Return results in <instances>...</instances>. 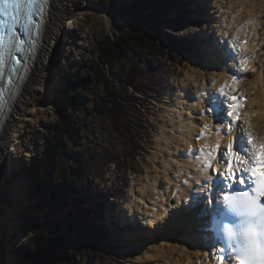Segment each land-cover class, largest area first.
I'll return each mask as SVG.
<instances>
[{"label":"bare ground","instance_id":"obj_1","mask_svg":"<svg viewBox=\"0 0 264 264\" xmlns=\"http://www.w3.org/2000/svg\"><path fill=\"white\" fill-rule=\"evenodd\" d=\"M93 2L94 0H52L39 53L1 124L0 264H16L15 261L17 262L14 254L7 252L11 247L9 238L15 236L13 230L17 217L23 214L30 203V199H27L28 195H26V190H28L26 180L21 178L22 184H13L12 188L14 179L15 182L19 181L16 174L19 167L16 169L12 164L10 166L12 169H9V149L15 146L16 140L21 137L31 118L46 112L54 104L59 105L57 97L60 95L58 94L60 86L57 87L58 85L55 84L57 82L55 63L60 53L61 38L68 29L67 21H72L80 12L90 8L91 5H94ZM211 2L212 0H203L201 8L209 3L211 5ZM216 2L219 3V0ZM109 13H111L109 10L100 11L106 21L110 18ZM248 17L259 24L258 27L255 24L249 27L250 29L255 28V40L258 42L253 47L254 49L259 48V51L256 56L255 71L242 74L245 79L243 86L251 97L246 113L252 117L254 125L252 131H258L259 136H262L264 135V71L262 70L264 69V0H252L251 3L244 5V12L236 17L235 24L239 26ZM228 22L230 23L231 20ZM219 23L220 21L212 15L210 7L208 20L197 31V35L199 34L198 48L201 51L200 54L204 55L206 65L201 63L197 69H194L191 58L188 57L189 68L185 71L187 75L180 77L176 83L174 80L169 82L170 96L168 95L167 102L171 101V103H165V108L161 112L163 124L161 130L156 134L157 145L153 152L154 166L151 171H147L146 179L132 182L130 186L132 198L129 199L121 214L117 216L119 218L116 228L119 235L124 240L135 242L131 248V255H129L133 264H198L203 255L204 244L199 239L202 219L197 208L178 209L169 194L175 190L177 183L187 177L188 173H191L193 178H199L196 171L198 162L192 156L184 155L188 147L193 143V148L199 143H201L199 145L205 142L214 144L217 138L215 134L216 121L212 120L214 115H207L204 111L206 108L203 100L208 92L217 90L223 81L232 74V71L225 66L224 60L213 59L207 55V51L210 49L208 44L211 41L213 43L216 38V35H212V31L216 32ZM234 30L233 28L232 31ZM258 34L260 38H258ZM203 36L207 37V42ZM227 63L238 66L237 61ZM212 80H215L216 83L212 84ZM172 94L175 96H171ZM204 123L211 125V131H206L205 136L197 141L196 137ZM222 137L224 138L221 142L227 143L228 136ZM7 160L8 178L5 172ZM16 163L18 162L16 161ZM178 165L182 166V170ZM213 167L216 165L214 164ZM178 172L180 175H176ZM169 181L172 183L169 184ZM145 185L147 188H144ZM195 187L196 185L192 184V188ZM142 188L144 191H140ZM153 188H155V192L152 191ZM157 196L159 199H156ZM190 196L191 189L181 184L176 198L185 201ZM106 207L108 211L111 210L109 206L106 205ZM153 208L156 209L155 215H149ZM164 209H168V212L165 213ZM128 215L129 218H127ZM147 221H152V223H147ZM125 223L142 227H146L145 225L148 224L150 228L143 236L137 232L124 235L121 228ZM157 237L159 239H156ZM141 242H145V244L140 247L138 243Z\"/></svg>","mask_w":264,"mask_h":264},{"label":"rangeland","instance_id":"obj_2","mask_svg":"<svg viewBox=\"0 0 264 264\" xmlns=\"http://www.w3.org/2000/svg\"><path fill=\"white\" fill-rule=\"evenodd\" d=\"M183 1L184 0H173L169 7V14L163 16L164 20L162 24L154 31L149 29L150 32L156 36L162 50L156 48L153 53H149L147 49L136 45L135 48H137V52L132 53L131 58L120 60L119 63L114 66L111 73H107L106 71V77L113 80L115 85L123 87L124 84L117 79V75H120L123 71H128L129 62L131 61V65L134 62L143 64L148 56H152V58L160 64L163 71L162 74H164L166 78L163 79L165 84L164 88L158 89L150 96L142 95L144 107L143 111L139 112L142 120L141 122L143 123L141 126V134L146 136L144 140L147 142L144 143L146 146L145 149L138 155L135 161L131 162V160H129L130 166H128L131 167V171L128 170L126 172V177H123V175H121L122 169L119 170L117 166L116 168L112 166L108 167L105 177L107 187L112 185L119 186L123 183L126 189L125 190L121 186L122 189L125 190L124 197L120 200L114 197L112 198V196L99 198L96 202H91L90 205H88V207L91 208V206H94L93 203H95L96 207H94L93 210L98 209L99 211L97 214L101 213L102 206L106 204H108L107 206L111 209L110 212L112 215L103 219L100 225L101 227L97 226V228H92L95 232L100 228H108L109 226H107V223L110 225L118 224L117 220L119 217L117 216L120 215V211H123L129 199L132 198L130 185L134 180L138 182L143 178L146 179L145 177H147L149 170L151 171V168L154 166L153 152L157 145L156 134L157 131L161 130L163 124L161 112L162 109L165 108V103H171V101L167 102V100H169L167 97L168 95L170 96L169 82L174 80L176 83L180 77L185 76V71L189 68L187 61L188 57L191 58V64L195 67L194 69H197L201 63L206 65V62H204V55L202 56V54H200L201 51L196 47V44L199 35H197V31L200 30L198 25L204 24L208 20L209 11L201 8L203 0H193V3L188 5H184ZM135 2V0H94V5L80 12L72 20V24L67 25L68 29L62 35L59 57L55 63V72L57 74L55 75V79L59 82H55V84L58 85L57 87L60 86L58 92L60 95L57 97L58 100L60 99L59 105L56 106L54 104V109L50 107L46 112L39 113L31 118L21 137L16 140L15 146L9 149L10 160L13 158L14 161L18 163L21 162L23 170L25 171L24 174L27 176H22L20 172L21 169L17 170V178L21 179L18 177L20 174L22 179L27 181L28 190L26 195L29 196H27L28 198L37 191L36 186L33 184V181L36 182V178L32 175V171L35 172L33 164L35 162L39 163L43 144L48 137L51 126L60 118L64 119V114L67 112V101H69L73 93L77 92L76 87H72L69 90H60L63 86L62 79H65L64 82H69L72 85L77 79L80 80L83 78L84 69H87V67L93 64L90 60L92 58L98 60L100 51L98 42L100 40L108 36L115 37L123 32L128 34L134 29L137 31L140 30L137 21H139L141 15L146 14L148 11L140 12ZM102 10L111 11L112 15H110L109 20H107L110 21L109 23L102 17V14H100ZM113 15L118 18V22L113 19ZM151 19L152 21H158V19L153 18V16H151ZM172 28H177V31L175 29L172 30ZM93 65H96V63ZM106 70L109 69L106 67ZM161 91H165L166 94H162ZM104 94V82L103 84L90 86L89 91L87 93L85 92L84 96L88 98L90 104L87 110L79 112L75 118L76 125L74 129H77L75 135L81 137L80 144L75 146V148H81L83 141L86 140L89 134L90 136L93 135L95 138H101L105 132H109L106 128L108 127L106 121L103 129L101 124L105 118L95 114L93 108V102L95 101H92L96 96L102 97ZM139 96H141V94H139ZM171 96L175 95L172 94ZM87 123L90 124L88 127ZM92 124H97L98 127ZM149 133L151 134L150 138L147 137ZM123 152H125L124 149ZM11 164L15 167L14 162H11ZM102 190L104 189L101 188L100 191ZM46 196L48 195L43 193L35 196L36 200L34 202L39 201V203L35 206H31L32 202L29 203L27 209L23 211V214L17 217L18 219L15 222L13 231L17 232L19 236L16 240L10 237L12 239L10 241L11 247L7 250L8 254H14L16 257V264H27L29 262L30 257L27 243L30 238L34 237V232L39 228L42 222L49 219H57V213L58 216H60L61 214L70 213L74 210V205L71 206L70 204V202L72 203L71 198H68L61 206V211H53L52 208L41 204V200ZM32 198L34 197L32 196ZM79 212L84 215V211L80 210ZM170 213L172 214V212ZM90 215L89 217L84 216L76 220V224L83 225L86 219L91 220L92 216ZM97 220L99 219L96 218V223H94L96 225ZM93 235L94 232L93 234L91 233V238L96 240L99 239V242L105 244L114 258V260L108 259L106 264H133V260L129 255H131V248L134 246L135 242L124 240L117 234V231L115 235L110 234V232H106L103 236H97L95 234V237H93ZM80 236L81 232L79 231L74 234V238H80ZM156 239H159V237ZM138 244L141 247L145 242ZM14 248L18 249V253Z\"/></svg>","mask_w":264,"mask_h":264},{"label":"snow or ice","instance_id":"obj_3","mask_svg":"<svg viewBox=\"0 0 264 264\" xmlns=\"http://www.w3.org/2000/svg\"><path fill=\"white\" fill-rule=\"evenodd\" d=\"M251 2L252 0L211 2L212 15L220 23L207 55L224 60L225 66L235 74L231 76V84L222 85L206 97L209 106L204 111L207 115H214L216 121L215 143L205 142L195 148L189 146L184 153L198 162L196 171L199 178H193L188 173L169 194L178 209L200 208L201 218H210L213 239L223 245L213 252L217 264H224L226 258L233 264H264V139H258L252 131V124L246 119L248 113H244L245 119H242L241 112L245 107L243 101L246 97L243 92L237 91L240 84L238 77L242 79V73L255 71L249 66L251 56L247 45L255 35V28L249 31V27L254 24L258 27L259 24L251 17L245 18L239 26L235 24L236 17L244 12V5ZM48 3L49 0H0V79L4 76L6 61L12 62L13 72L17 71L16 66L21 63L17 54L25 51L23 46L26 41L21 39L18 29H23L25 35L32 28L39 29L40 24L35 17L45 16ZM113 19L118 22L114 15ZM67 24H72V21L68 20ZM29 42L36 43L35 40ZM230 61H237L238 66L227 63ZM211 83L216 82L212 80ZM226 87L231 90L226 91ZM238 121L247 126L242 127L234 139L222 145L224 137L220 136L221 128L227 136ZM206 131H211L209 123L203 124L196 137L197 141L205 136ZM214 164L216 167H213ZM179 167L182 170V166ZM168 183L171 184L172 181ZM181 184L191 189V196L185 201L176 198ZM192 184L196 187L192 188ZM144 188L140 191H144ZM152 191L155 192V188ZM155 212L156 209L153 208L149 215H155ZM164 212L167 213L168 209H164Z\"/></svg>","mask_w":264,"mask_h":264},{"label":"trees","instance_id":"obj_4","mask_svg":"<svg viewBox=\"0 0 264 264\" xmlns=\"http://www.w3.org/2000/svg\"><path fill=\"white\" fill-rule=\"evenodd\" d=\"M135 1L140 12L148 11L137 21L140 30L134 29L128 34L123 32L115 37L108 36L98 42V60H90L96 65L87 67L80 81L72 85L69 83V89L76 87L77 92L67 101L64 119L60 118L51 126L39 163L33 164L38 190L44 194L49 192L44 199V205L49 208L62 206L74 190L88 188L91 177H104L107 164L117 162L119 167L125 165L126 168L129 160L135 161L145 149L146 136L141 134L143 123L139 115L144 107L142 95L150 96L155 90L164 88L161 66L152 56H148L143 64L134 62L131 65L130 61L128 71L117 75L123 87L115 85L113 80L106 77V71L111 73L120 60L131 58L132 53L137 52L136 45L147 49L149 53H153L156 48L162 50L150 30H156L164 20L163 16L170 11L169 0ZM151 16L158 21H152ZM103 82L105 94L102 97L96 96L92 101H95V114L105 118L101 124L103 129L107 123L109 132H105L101 138L89 134L81 148H75L81 141V137L75 135V118L79 112L87 110L90 104L84 94L90 86ZM89 125L87 123V127ZM92 125L98 127L97 124ZM147 137L150 138L151 134ZM115 193L121 196L123 192ZM88 214L86 211L82 215L77 210L66 217L42 222L27 243L32 263L106 264L108 259L114 260L108 248L92 240L84 225L76 224V220ZM77 231L81 232L80 238H74Z\"/></svg>","mask_w":264,"mask_h":264},{"label":"water","instance_id":"obj_5","mask_svg":"<svg viewBox=\"0 0 264 264\" xmlns=\"http://www.w3.org/2000/svg\"><path fill=\"white\" fill-rule=\"evenodd\" d=\"M6 172V171H5ZM24 183V182H23ZM20 184H22V180L21 179H19V181H16V185H20Z\"/></svg>","mask_w":264,"mask_h":264}]
</instances>
